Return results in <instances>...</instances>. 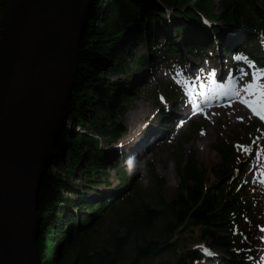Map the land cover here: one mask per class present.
<instances>
[{
	"label": "trees",
	"instance_id": "trees-1",
	"mask_svg": "<svg viewBox=\"0 0 264 264\" xmlns=\"http://www.w3.org/2000/svg\"><path fill=\"white\" fill-rule=\"evenodd\" d=\"M166 7L174 8L170 22L181 32L178 38L190 57L216 53L213 46L218 40L231 62V51L238 48L246 54L251 39L264 47V0H94L89 26L79 45L76 85L70 102L74 127L62 132L38 199L42 226L38 247L43 264H119L128 258L132 239L137 244L131 264H141L164 252L173 255L172 264H217L216 259L222 264L259 263L258 245L241 242L243 238L235 233L252 199L237 189L244 174L239 178L234 172L233 151L225 142L215 147L221 160L211 168L217 182L210 187L206 185L208 171L194 155L186 159L181 150L176 162L180 183L175 197L165 202L158 194V208L146 201L142 185H136L127 174L122 160L106 165L99 139L112 145L126 129L117 113L129 100L130 92L122 85H131L134 67L147 68L148 76L153 69L150 57L171 67L186 62L185 55L178 56L180 47L166 28ZM236 38L245 39L230 44ZM137 40L147 48L138 57L133 49ZM170 86L165 89L166 96L175 99ZM159 105L163 117L169 120L171 114L161 101ZM108 169L115 171L119 185L113 187L108 181ZM152 172L161 189L163 178L154 169ZM74 177H81L82 184L74 183ZM98 183L107 185V190L87 197V191ZM113 202L118 204L113 224L124 235H115L109 247L99 249L97 225L104 219L99 216L109 212ZM162 215L168 219L162 239L148 240L146 234ZM186 233L181 244L172 241L174 234ZM212 237L217 239L216 259L190 246L191 241L208 242Z\"/></svg>",
	"mask_w": 264,
	"mask_h": 264
},
{
	"label": "rangeland",
	"instance_id": "rangeland-1",
	"mask_svg": "<svg viewBox=\"0 0 264 264\" xmlns=\"http://www.w3.org/2000/svg\"><path fill=\"white\" fill-rule=\"evenodd\" d=\"M216 1L214 0V2ZM164 9L168 12V16L165 17L166 28L171 31L172 37L180 47L178 56L185 55L187 57L186 62L171 67L166 62L150 57L149 61L153 65V69L148 76L147 68L134 67V71L130 73L131 81H129V84L131 85H128V83L122 85L130 92L129 100L127 104H124L122 112L117 113L118 121L126 129L120 139L112 145L107 144L101 138L99 139L100 148L104 150L103 156L106 160V165L110 167L116 160L120 159L124 162L123 169L127 172L126 161L129 157L135 155L142 159L144 155H149L153 151L154 155L148 160L149 163H146V169H142L133 175H129L128 172L127 174L135 180L136 185H142L145 198H147L146 201L158 208L159 203L156 200L158 194L161 195L165 202L175 197L178 184L180 183L176 162L178 153L181 150H183L186 159L194 155L193 157L199 164L208 171L206 174V185L210 187L217 182L211 168L221 160L215 147L218 143L225 142L233 151L231 165L234 172L237 173L239 178L241 174H244L238 190L246 193L252 199L250 205L248 206L247 204L245 206L246 210L235 226V233L243 237L244 240H251L256 245L261 246L259 254L262 264H264V185L259 183V180H264V122L248 113L240 116V119L238 117L231 118L228 109L223 110L221 108L216 111L215 116L208 114L181 119L188 110L184 105V90L189 89L195 92L197 87V90H199L201 83H206L209 88L221 89L224 85L219 83L221 81L220 77L227 74L226 80L230 82L232 70L235 68L244 69L243 74L241 71L238 72L239 75H243L238 79L239 84L246 81V79L253 78L254 73H264V48L259 41L251 39L247 54H236L234 57L235 62L231 64L224 59L226 49L223 47L217 48L216 53L211 51L204 52L199 59L190 57L181 46V41L178 38L177 34L181 32H177L170 22L169 15L173 14L174 8L166 7ZM239 41L242 42L243 39L232 40L230 44ZM133 49L137 57L147 51V48L139 43L138 40L135 42ZM248 55H251L252 58H249ZM237 56L245 59L237 60ZM259 83L264 85V79H261ZM168 85H171L172 91L174 88L177 89L178 94H175L177 101H173L175 99H170L166 96L167 91L165 89ZM147 91L150 92V95ZM160 101L164 102L163 104L171 114L172 122L169 124L164 122L161 105H159ZM141 105L147 107L146 115L138 120L136 124H133L132 114ZM153 122L155 124L154 131L148 132V128ZM73 127V121L70 118L67 129L70 130ZM75 128L77 130L79 127ZM205 130H207L208 138H200ZM140 134L142 135L139 136ZM142 137L147 138L148 141L140 145ZM159 137L164 139L160 140ZM138 147H142L141 154L138 152L140 149ZM157 148L159 149L158 152H156ZM255 163L259 164L258 169L254 167ZM152 169H154L158 177L163 178L161 189H159V184L155 182ZM142 173H146L143 176V180L147 181L146 186L141 178ZM107 175L108 181L113 184V187L119 185L120 179L116 177L113 169H108ZM81 177H74L72 181L82 184ZM105 179L104 177L102 181ZM105 190H107V185L98 183V186L89 189L86 195L87 197L94 196L96 193L104 192ZM112 204L111 208L108 207L110 209L109 212L105 211L100 214L99 218L103 217L104 219L97 225L99 235L96 238V243L97 247L103 250L110 246L115 235H124V231L117 229L116 225L113 224L112 218L118 204H114V202ZM167 221L168 219L162 215L155 223V228L149 234H146L147 239L160 241L162 239L161 235L165 233ZM217 234L220 235V233ZM187 235L188 233L184 235L174 234L172 241L177 240L181 244V239ZM216 241L215 237H212L211 241L208 242L196 239L190 242V246L199 247L205 251L209 248V253L213 254V249L216 252L218 251L215 247ZM136 244V239L130 241L128 244V258L119 264H131L133 262ZM173 261V255L164 252L154 259L141 262V264H172Z\"/></svg>",
	"mask_w": 264,
	"mask_h": 264
},
{
	"label": "water",
	"instance_id": "water-1",
	"mask_svg": "<svg viewBox=\"0 0 264 264\" xmlns=\"http://www.w3.org/2000/svg\"><path fill=\"white\" fill-rule=\"evenodd\" d=\"M93 1L2 0L0 264H43L38 199L71 118Z\"/></svg>",
	"mask_w": 264,
	"mask_h": 264
},
{
	"label": "bare ground",
	"instance_id": "bare-ground-1",
	"mask_svg": "<svg viewBox=\"0 0 264 264\" xmlns=\"http://www.w3.org/2000/svg\"><path fill=\"white\" fill-rule=\"evenodd\" d=\"M213 47L215 51L217 50V48L220 47L219 40L218 42L215 43V46ZM228 62L230 61L228 60ZM239 71H241L242 74L244 73V69L235 68L232 70L231 73L232 75L230 76V82H227L226 80L227 74H224V76L222 75L220 79L225 86L222 87L221 89H215L212 87L209 88L208 86H206V83H201V87L199 88V90H197L198 89L197 87L195 92L189 89L184 90V105L189 109L181 117V119L184 120L187 119L188 117H193L197 115L203 116L208 114H212L213 116H215L216 111L219 110L220 108L223 110L228 109L231 118L238 117V119H240V116L247 114L248 108L246 107L245 104H242L240 102L239 97H246L247 99H250L251 102L255 103V101L259 99V96H249V94L244 91L245 86H247L249 83L255 84L256 81L253 78H250L249 80L246 79V81L239 84L238 79L243 76L242 74L241 75L238 74ZM249 76L250 75L248 73V77ZM236 93H238V95ZM146 112H147V107H145L144 105L138 106L136 111L132 114L133 124H136L138 120L145 117ZM154 128H155V124L153 122L150 124V127L148 128V132L154 131ZM141 135L142 134H140L139 136ZM207 135H208L207 130H205L202 133V136H200V138H208ZM146 141H148V139L142 137L140 141V145L144 144ZM138 148H140L138 152L141 153L142 147H138ZM150 157L151 156H149L148 158ZM254 167L258 169L259 164L255 163ZM259 183L264 185V180H259Z\"/></svg>",
	"mask_w": 264,
	"mask_h": 264
},
{
	"label": "snow or ice",
	"instance_id": "snow-or-ice-1",
	"mask_svg": "<svg viewBox=\"0 0 264 264\" xmlns=\"http://www.w3.org/2000/svg\"><path fill=\"white\" fill-rule=\"evenodd\" d=\"M237 60L245 59L244 57L237 56ZM253 79L256 81L255 84L249 83L245 86L244 91L249 94V96H259V99L255 101V103H250L248 99H241V103L245 104L249 107L253 113L259 116L262 120H264V85L259 83L261 79H264V73H254ZM238 95V93H236Z\"/></svg>",
	"mask_w": 264,
	"mask_h": 264
},
{
	"label": "clouds",
	"instance_id": "clouds-1",
	"mask_svg": "<svg viewBox=\"0 0 264 264\" xmlns=\"http://www.w3.org/2000/svg\"><path fill=\"white\" fill-rule=\"evenodd\" d=\"M146 160H147V156L144 157V159H141L135 155L129 157L126 161V169L129 175H133L137 172H140L142 169H146ZM146 173H142V180H143V176ZM145 186L147 185V181L143 180Z\"/></svg>",
	"mask_w": 264,
	"mask_h": 264
}]
</instances>
